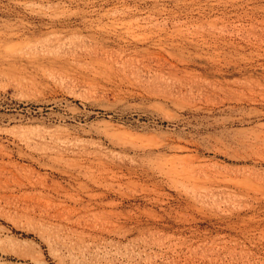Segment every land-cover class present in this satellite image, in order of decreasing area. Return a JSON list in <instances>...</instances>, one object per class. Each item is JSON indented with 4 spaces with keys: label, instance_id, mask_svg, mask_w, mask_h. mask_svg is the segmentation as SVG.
Segmentation results:
<instances>
[{
    "label": "rangeland",
    "instance_id": "obj_1",
    "mask_svg": "<svg viewBox=\"0 0 264 264\" xmlns=\"http://www.w3.org/2000/svg\"><path fill=\"white\" fill-rule=\"evenodd\" d=\"M0 264H264V0H0Z\"/></svg>",
    "mask_w": 264,
    "mask_h": 264
},
{
    "label": "bare ground",
    "instance_id": "obj_2",
    "mask_svg": "<svg viewBox=\"0 0 264 264\" xmlns=\"http://www.w3.org/2000/svg\"><path fill=\"white\" fill-rule=\"evenodd\" d=\"M64 159V158H63ZM75 161V160H73ZM170 174L172 176H177V177H189L190 178V174H189V169H187L186 167L184 168H181V170H176L174 167H172L170 170H169Z\"/></svg>",
    "mask_w": 264,
    "mask_h": 264
}]
</instances>
